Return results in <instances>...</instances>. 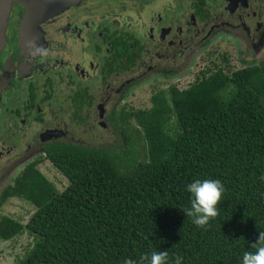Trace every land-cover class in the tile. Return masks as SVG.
Masks as SVG:
<instances>
[{"label":"trees","instance_id":"16d2710c","mask_svg":"<svg viewBox=\"0 0 264 264\" xmlns=\"http://www.w3.org/2000/svg\"><path fill=\"white\" fill-rule=\"evenodd\" d=\"M201 75L125 116L141 132L137 165L122 169V157L103 146L45 147L67 181L60 192L35 163L24 168L0 195V206L19 198L35 207L25 225L0 218L1 241L23 230L34 239L16 264H139L153 251H168L167 264L177 256L182 264H242L264 231V61L229 76L220 68ZM196 179L225 188L218 217L204 228L183 212Z\"/></svg>","mask_w":264,"mask_h":264},{"label":"flooded vegetation","instance_id":"af4514ba","mask_svg":"<svg viewBox=\"0 0 264 264\" xmlns=\"http://www.w3.org/2000/svg\"><path fill=\"white\" fill-rule=\"evenodd\" d=\"M136 1L140 0L10 1L0 50V126L3 129L0 134H13L11 144L14 148L28 138L31 143L36 136L40 141V134L62 135L58 123L63 116L51 113V126L44 127L39 113L48 98L38 99L36 92L41 86L50 85V80L58 79L65 88L64 93L70 96L73 107L66 119L72 117L77 121L82 110L77 111L74 102L86 94L80 87L83 82L97 78L106 80L111 75L132 70L144 49L140 39L124 28L121 13L127 3ZM169 1L167 7L154 10V25L145 35L146 40L156 44L159 50L168 48L172 56L182 55L183 50L191 47V40L199 30L207 35L201 45L220 30H233L245 54L260 50L264 45V0ZM37 48L42 52L37 53ZM44 52L47 55L42 54ZM167 74L174 73L169 71ZM10 94H14V98L11 99ZM43 95L49 94L43 92ZM79 103L80 106L84 104L83 101ZM34 108L37 115L31 125L29 117ZM7 114L24 119L18 126L29 124L35 128L36 135L22 131L10 134L11 127L3 123ZM55 144L94 148L49 142L39 147L42 161L47 160L45 147ZM8 148L6 153L10 152ZM41 159L33 161L34 166L42 163Z\"/></svg>","mask_w":264,"mask_h":264},{"label":"rangeland","instance_id":"374dc122","mask_svg":"<svg viewBox=\"0 0 264 264\" xmlns=\"http://www.w3.org/2000/svg\"><path fill=\"white\" fill-rule=\"evenodd\" d=\"M169 3V0H140L127 3L123 8L121 14L124 17V28L135 38L140 39L139 43L144 50L131 71L111 75L106 80L97 78L95 81L83 82L80 85L86 94L74 102L76 110L78 111L79 108L82 110L79 113V120L76 121L72 117L66 119L68 114L71 115L73 107L72 102L69 101L70 96L65 94V88L58 79L50 80V85L41 86L39 92H36L38 99L48 98L39 112L43 120L42 124L44 127L51 126L49 121L51 122L52 114L63 116L58 123V131L62 135L48 137L40 134V141L37 136L33 139V143L28 138L14 148L11 144L13 140L11 133L14 131L36 135L35 128L31 125L37 111L34 108L31 112L30 127L29 124L18 126L24 119L7 114L8 117L3 123L6 127H11L9 132L11 135L0 134V195L3 189L14 183L28 164L41 159L39 147L49 142L74 143L94 148L108 147L124 160L122 169L124 167L127 169V165L129 167L137 165L144 155L138 137V133L141 132L134 118L125 117L127 114L148 110L151 106V96L160 90L168 87L178 91L187 89L200 79L203 73L207 75L220 68L229 76L237 70L256 66L264 61V45L260 50H250L245 54L242 52L243 47L234 37L233 30L214 32L203 45L201 41L207 35L203 30H199L196 32V37L191 40V47L183 50L182 55L177 53L172 56L168 48L159 50L156 44L146 40L145 35L149 27L154 25L152 21L154 10L167 7ZM118 20L122 22L120 17ZM169 71H173L174 74L168 75ZM43 92L49 95L44 96ZM10 95H12L11 99L14 98V94ZM80 101L84 103L81 106ZM123 117L127 123L123 124ZM170 119L172 123L173 117ZM2 130L0 126V132ZM7 148L10 149L8 153L5 152ZM40 162L42 163L36 164L34 169L51 183L57 192L62 191L67 184L65 178L47 160L41 159ZM34 211L35 207L25 200L7 198L0 206V218L8 217L25 225ZM33 243V237L25 230L8 241L0 240V264H16L25 256Z\"/></svg>","mask_w":264,"mask_h":264},{"label":"clouds","instance_id":"9594fccd","mask_svg":"<svg viewBox=\"0 0 264 264\" xmlns=\"http://www.w3.org/2000/svg\"><path fill=\"white\" fill-rule=\"evenodd\" d=\"M37 53L42 50L37 48ZM47 55L46 52L42 53ZM264 179V177H262ZM186 191L191 195L190 208L183 212L187 217L193 218V223L198 228H204L209 225L211 220L218 217L219 204L225 188L218 179H196L189 183ZM254 251H245L242 257V264H264V231H261L256 243L251 245ZM169 253L168 251H153L151 255H142L139 264H167ZM124 264H137V261L127 259ZM175 264H182V258L177 256Z\"/></svg>","mask_w":264,"mask_h":264},{"label":"water","instance_id":"95a60500","mask_svg":"<svg viewBox=\"0 0 264 264\" xmlns=\"http://www.w3.org/2000/svg\"><path fill=\"white\" fill-rule=\"evenodd\" d=\"M11 0H0V50L2 45L4 22Z\"/></svg>","mask_w":264,"mask_h":264}]
</instances>
